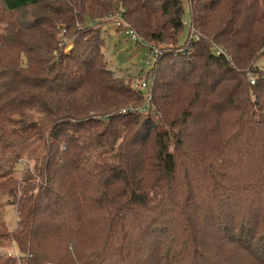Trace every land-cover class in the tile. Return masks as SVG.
I'll list each match as a JSON object with an SVG mask.
<instances>
[{"label":"trees","instance_id":"trees-1","mask_svg":"<svg viewBox=\"0 0 264 264\" xmlns=\"http://www.w3.org/2000/svg\"><path fill=\"white\" fill-rule=\"evenodd\" d=\"M187 3L180 45L182 0H0V264H264V0ZM115 17L147 44L136 109Z\"/></svg>","mask_w":264,"mask_h":264},{"label":"rangeland","instance_id":"rangeland-1","mask_svg":"<svg viewBox=\"0 0 264 264\" xmlns=\"http://www.w3.org/2000/svg\"><path fill=\"white\" fill-rule=\"evenodd\" d=\"M183 6V18L182 22L184 23V28L179 35L178 42L183 44L188 36L190 16H189V7L187 0H182ZM7 16L5 14L0 15V34L4 22H6ZM14 19V18H13ZM117 23H121L123 26H127L123 21L118 17L112 18L111 20L104 21L99 25L100 32L103 39V60H105L107 68L111 71L110 76L124 88L129 91L131 98L127 99L126 102L120 104L118 107H125L136 102L135 94L133 89H140V85L144 82L145 74L147 75L148 64L145 59L147 53V44L142 41L140 43H133L123 31H120L116 27ZM63 49L64 54H69L73 49V46L66 40ZM61 52V51H60ZM136 107V106H128ZM136 109V108H135ZM4 153V152H3ZM0 156L1 151H0ZM33 164L27 159H22L20 161V166H16V172L14 174V179L19 183L24 177L27 170H31ZM1 173V172H0ZM13 207L9 206L8 197L0 192V231L6 232L15 230L16 225V214ZM6 225V228L4 226ZM7 231V232H8ZM12 241H6L1 245V252L3 255L12 250ZM31 264V263H30Z\"/></svg>","mask_w":264,"mask_h":264},{"label":"built area","instance_id":"built-area-1","mask_svg":"<svg viewBox=\"0 0 264 264\" xmlns=\"http://www.w3.org/2000/svg\"><path fill=\"white\" fill-rule=\"evenodd\" d=\"M116 27L120 29V31H123L124 34L135 44L142 42L141 38L137 36V34L131 30L130 28H128L127 26H123L121 23H117ZM158 54L157 50H152V52L150 53V58H154L156 55ZM219 54V51L217 52V55ZM249 82L251 85L254 84V80L253 77H249ZM146 88V84L145 82H143L140 85V89H144ZM8 257L10 258H14L17 260V262L19 263V254L16 251L15 247L12 245V250H10L8 253H6Z\"/></svg>","mask_w":264,"mask_h":264}]
</instances>
